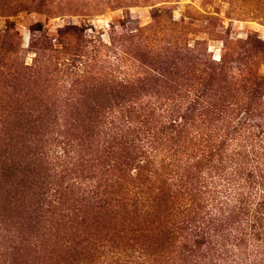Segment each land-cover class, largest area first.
I'll return each mask as SVG.
<instances>
[{"label":"rangeland","instance_id":"obj_1","mask_svg":"<svg viewBox=\"0 0 264 264\" xmlns=\"http://www.w3.org/2000/svg\"><path fill=\"white\" fill-rule=\"evenodd\" d=\"M68 83L82 103L193 90L264 132V0H0V264L145 262L141 244L120 253L127 235L117 219L77 209L78 194L53 212L38 195L34 152L45 131L34 118L54 101L50 86ZM119 84L127 96L102 93ZM193 118L202 131L206 117ZM84 147L86 171L97 161L85 137Z\"/></svg>","mask_w":264,"mask_h":264},{"label":"trees","instance_id":"obj_2","mask_svg":"<svg viewBox=\"0 0 264 264\" xmlns=\"http://www.w3.org/2000/svg\"><path fill=\"white\" fill-rule=\"evenodd\" d=\"M115 87L101 90L127 96L128 86ZM50 89L54 101L46 97L34 118L45 131L34 152L38 195L50 212L78 194L77 209L117 219L127 235L120 253H139L128 246L141 244L145 262L264 264V132L254 120L193 90L164 101L82 103L77 84ZM201 115L208 123L195 131ZM84 137L97 164L78 182L89 163Z\"/></svg>","mask_w":264,"mask_h":264}]
</instances>
